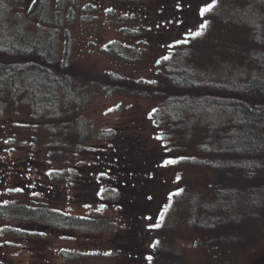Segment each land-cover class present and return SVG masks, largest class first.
<instances>
[{
    "label": "rangeland",
    "instance_id": "374dc122",
    "mask_svg": "<svg viewBox=\"0 0 264 264\" xmlns=\"http://www.w3.org/2000/svg\"><path fill=\"white\" fill-rule=\"evenodd\" d=\"M208 2L211 0H142L139 6H131L120 0H76L74 21L67 20L68 4L60 31H69L71 59L78 66L97 74L114 72L152 80L156 61L174 49L170 45L206 22L203 35L183 44L191 50L190 59L234 87L252 81L264 84V0H215L216 6L201 17L199 10ZM33 3L0 0V23L16 21ZM56 3L53 0L54 6ZM87 5L95 8L92 15L97 20L82 22L81 9ZM54 6L50 19L54 18ZM177 18L184 21L179 26L168 22ZM30 19L36 23L35 18ZM44 24L54 27L51 22ZM124 29L138 34L127 35ZM140 40L148 44L144 65L121 63L102 52L110 42ZM156 106L150 99L127 94H89L87 106L66 117V122L85 120L92 133L109 136L89 139L81 152L68 147L54 155L47 148L44 131L35 133L37 125L28 105L0 100V204L48 207L100 223V231L66 233L0 219V264H149L151 245L163 239L180 247L187 264H264V227L260 241L250 244L246 251L233 248L231 255L224 253V260L211 242L213 234L172 227L165 215L159 220L169 195L182 187L200 189L208 196L212 172L188 163L162 166L165 160L177 161L197 153L169 150L164 140L157 139L161 132L150 118ZM69 139L76 142L78 137ZM72 168L76 176L56 179L54 171ZM16 187L24 191H8ZM107 187L119 191L121 199L116 204L101 199L100 192ZM155 223L161 226L150 227ZM13 229L22 234L6 232ZM63 250L85 258L64 262L59 256Z\"/></svg>",
    "mask_w": 264,
    "mask_h": 264
},
{
    "label": "trees",
    "instance_id": "16d2710c",
    "mask_svg": "<svg viewBox=\"0 0 264 264\" xmlns=\"http://www.w3.org/2000/svg\"><path fill=\"white\" fill-rule=\"evenodd\" d=\"M52 2L35 0L16 21L0 23V100L13 104L23 101L28 105L37 125L35 133L44 131L47 148L54 155L68 147L81 152L89 139L109 136L95 135L87 129L85 120L66 122V117L87 106L89 94H127L154 101L157 106L150 118L168 149L197 153L194 157H182L177 163L212 172L209 195H203L200 189L180 188L181 194L168 202L166 220L172 222V227L179 225L213 234L211 242L224 260V253L231 255L233 248L246 251L250 244L260 241L264 227V84L252 81L234 87L194 63L191 50L183 44L174 47L166 55L167 60L161 57L156 61V76L152 79L155 84L114 72L94 73L72 61L71 35L67 30L60 31L64 25L63 10L68 4L67 20L74 21L76 0H57L56 8ZM120 2L139 6L142 0ZM52 5L55 13L50 19ZM81 10L82 22L97 20L92 15L93 6ZM30 18H35L36 23ZM45 22L54 27L47 28ZM122 32L138 34L130 29ZM147 50L148 44L141 40L110 42L102 48L103 53L133 66L146 63ZM73 135L78 137L76 142L69 139ZM54 172L57 180L63 175H77L73 168ZM100 196L112 204L121 199L113 187L102 190ZM0 219L66 233L100 231V223L94 219L26 204H0ZM6 232L22 234L16 229ZM158 242L152 247L149 264H187L179 246L169 239ZM59 256L70 263L85 258L65 250Z\"/></svg>",
    "mask_w": 264,
    "mask_h": 264
},
{
    "label": "snow or ice",
    "instance_id": "6c2138e0",
    "mask_svg": "<svg viewBox=\"0 0 264 264\" xmlns=\"http://www.w3.org/2000/svg\"><path fill=\"white\" fill-rule=\"evenodd\" d=\"M33 2H35V0H33ZM215 6H216L215 0H211V2L206 3V6L200 8V10H199L200 11V16L201 17H204L205 14L208 13V12H210ZM176 7H177V10L179 11L180 10L179 3H177ZM108 11H112V9H108ZM168 22L169 23H173L174 22L177 26H179L184 21L182 19H178L177 18L174 21L173 20H169ZM157 27H159V25H157ZM206 28H207V23L206 22L205 23H201L200 26H199V28L197 30L186 32L183 39H178V40L174 41L170 45V47H176V46H179V45H182V44H187L190 40L195 39L196 37H199V36L203 35V30L206 29ZM162 59L167 60L168 57L167 56H163ZM145 83L155 84L156 81L155 80H147V81H145ZM109 111H111V109ZM153 111H155V110H153ZM157 139H162V137H157ZM175 163H177L176 160L169 159V160H165L162 166L167 167V166L173 165ZM176 180L179 181L180 180V177L177 176L176 177ZM8 191L9 192L21 193V192L24 191V189L23 188L16 187V188H10V189H8ZM182 191H183V189H179L177 192L170 194L169 197H168L169 201L172 200V197L173 196L180 195ZM33 195H38V193H33ZM147 199L151 200L152 199V196L149 195L147 197ZM5 203H7V201H5ZM169 206H166L164 208V210L160 213V216H159V220L160 221H163L164 215H165V213H167ZM97 211H100V209H97ZM146 219H149L150 220L152 218L151 217H146ZM160 226H161L160 223H155V224L151 225L150 227L159 228ZM158 243H159L158 241L157 242H154L151 246L153 248H155L156 247V244H158ZM105 255H108V253H105ZM147 259L149 261H151L152 260V257L149 256V257H147Z\"/></svg>",
    "mask_w": 264,
    "mask_h": 264
}]
</instances>
